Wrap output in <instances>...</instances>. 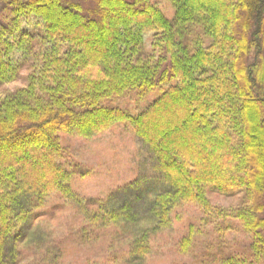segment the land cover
<instances>
[{"label":"trees","instance_id":"trees-1","mask_svg":"<svg viewBox=\"0 0 264 264\" xmlns=\"http://www.w3.org/2000/svg\"><path fill=\"white\" fill-rule=\"evenodd\" d=\"M85 1L0 0V90L23 72L27 85L0 97V264H58L37 221L55 193L79 204L61 133L89 138L119 121L149 158L117 191L128 201L80 209L95 230L114 227L125 255L146 261L193 202L220 237L233 222L248 236L193 264H264V0H170L172 18L153 0ZM153 90L135 114L107 104ZM213 193L242 201L215 207ZM201 233L190 225L180 251Z\"/></svg>","mask_w":264,"mask_h":264},{"label":"rangeland","instance_id":"rangeland-1","mask_svg":"<svg viewBox=\"0 0 264 264\" xmlns=\"http://www.w3.org/2000/svg\"><path fill=\"white\" fill-rule=\"evenodd\" d=\"M153 2L161 6L167 17H173L174 7L170 0ZM25 75L26 72H23L22 79L4 85L0 90V97L25 87ZM157 96L158 90L150 91L143 97L131 92L122 98L107 101V104L124 107L135 114ZM61 141L65 149L61 161L73 172L72 188L80 200L78 204L75 199L68 200L58 192L45 203V216L37 221L38 226L49 229V240L59 244L50 250L49 259L58 264H193L194 256L208 249L210 252L223 254V251L229 252L235 248L243 250L247 247L248 236L239 223L233 222V228L225 237H220L211 227L212 224L207 227L203 224L206 216L203 210L189 202L176 208L170 229L153 236L152 252L146 261H131L125 255L122 234L119 235L114 227L95 230L80 209L86 207V204L97 208L98 204L104 206L111 201L117 202L115 199L128 201L131 195L125 196L117 191L136 179L140 173H144L143 162L146 163L149 158L146 146H142L130 125L123 121L89 138L62 132ZM258 141L261 140L257 139ZM258 151L264 160V149L260 147ZM152 174L151 172L150 175ZM210 200L215 207L232 209L239 206L242 198L213 193ZM192 224L196 229L200 228L202 233L196 238L190 251L183 253L178 243ZM84 228L87 229L86 232H82ZM42 234L45 235L43 232ZM42 234L39 231L35 235Z\"/></svg>","mask_w":264,"mask_h":264},{"label":"bare ground","instance_id":"bare-ground-1","mask_svg":"<svg viewBox=\"0 0 264 264\" xmlns=\"http://www.w3.org/2000/svg\"><path fill=\"white\" fill-rule=\"evenodd\" d=\"M262 73H263V72H262ZM262 73L260 72V70H255L254 73H253V75H254V77H258V78L261 79V77H262Z\"/></svg>","mask_w":264,"mask_h":264}]
</instances>
